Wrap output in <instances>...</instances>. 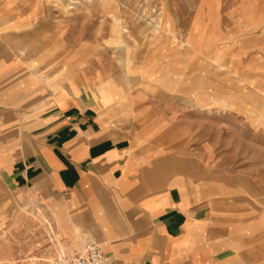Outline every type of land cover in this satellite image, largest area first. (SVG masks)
Returning a JSON list of instances; mask_svg holds the SVG:
<instances>
[{
    "label": "rangeland",
    "instance_id": "374dc122",
    "mask_svg": "<svg viewBox=\"0 0 264 264\" xmlns=\"http://www.w3.org/2000/svg\"><path fill=\"white\" fill-rule=\"evenodd\" d=\"M221 51L226 68L234 56L264 70V0H0V120L22 112L0 129L31 118L40 91L27 90L26 72L75 80L137 131L162 185L176 178L206 190L210 214L240 227L239 251L264 264V76L241 74L239 85L208 64ZM1 167L0 264H49L73 247L61 201Z\"/></svg>",
    "mask_w": 264,
    "mask_h": 264
},
{
    "label": "crops",
    "instance_id": "0c3cea01",
    "mask_svg": "<svg viewBox=\"0 0 264 264\" xmlns=\"http://www.w3.org/2000/svg\"><path fill=\"white\" fill-rule=\"evenodd\" d=\"M25 74L27 90L40 92L23 127L0 129L1 170L60 199L71 248L95 242L113 264H257L239 251L240 227L210 214L206 190L176 178L162 185L154 161L144 164L137 131L101 111L92 93L75 80ZM14 110L0 121L17 122Z\"/></svg>",
    "mask_w": 264,
    "mask_h": 264
},
{
    "label": "built area",
    "instance_id": "2783aa9c",
    "mask_svg": "<svg viewBox=\"0 0 264 264\" xmlns=\"http://www.w3.org/2000/svg\"><path fill=\"white\" fill-rule=\"evenodd\" d=\"M49 264H113L101 247L92 241H84L79 249L60 251Z\"/></svg>",
    "mask_w": 264,
    "mask_h": 264
},
{
    "label": "bare ground",
    "instance_id": "6f19581e",
    "mask_svg": "<svg viewBox=\"0 0 264 264\" xmlns=\"http://www.w3.org/2000/svg\"><path fill=\"white\" fill-rule=\"evenodd\" d=\"M15 1V0H14ZM56 1V0H55ZM92 1V0H91ZM5 2H7V1H5ZM73 2V1H72ZM78 2V1H77ZM4 3V2H3ZM19 3V2H18ZM68 4V3H67ZM72 4V3H71ZM91 4V3H90ZM18 5V4H17ZM21 6V5H20ZM35 6V5H34ZM42 6H44V5H42ZM66 6V5H65ZM89 6V5H88ZM119 6V5H118ZM22 7V6H21ZM56 7V6H55ZM69 7V6H68ZM29 8V7H28ZM27 8V9H28ZM35 8V7H34ZM121 8V7H120ZM41 9H42V7H41ZM30 10V9H29ZM31 11H32V9H31ZM42 12V11H41ZM41 14V13H40ZM61 14V13H60ZM24 17V16H23ZM103 18V17H102ZM5 19V18H4ZM141 19V18H140ZM13 20V19H12ZM117 19L115 18V21H116ZM125 21H126V19H125ZM147 21V20H146ZM157 21V20H156ZM158 22V21H157ZM157 22H154L155 24L157 23ZM160 23V22H159ZM214 23V22H213ZM128 24V23H127ZM145 24V23H144ZM152 24V23H151ZM150 23L149 24H147V25H151ZM158 25V24H157ZM114 26V25H113ZM151 27V29H153L155 32H157L158 31V29L159 28H157L156 26H154L153 24L150 26ZM163 28H165L164 26H162ZM122 29V28H121ZM114 30V29H113ZM144 30V29H143ZM150 30V29H149ZM166 30V29H165ZM169 30V29H168ZM130 32H132V31H130ZM163 32V31H162ZM164 33V32H163ZM132 34V33H131ZM123 35V34H122ZM126 35V34H125ZM164 35V34H163ZM175 35V34H174ZM173 35V36H174ZM153 35L150 33V37H152ZM170 36V35H169ZM125 37V36H124ZM118 40V39H117ZM171 41H173V40H171ZM216 41V40H215ZM208 42V41H207ZM172 43H174V42H172ZM152 44V43H151ZM197 44V43H196ZM198 44H199V42H198ZM64 45V44H63ZM62 45V46H63ZM177 45V44H176ZM121 47H122V45H120ZM120 46H118L119 48H120ZM190 46H191V48H193V49H195L196 47L194 46V43H190ZM197 46V45H196ZM207 46V45H206ZM124 47V46H123ZM121 51H123L122 49H120ZM189 50V49H188ZM124 53V52H123ZM215 54H217V55H219V57H220V59L218 60V61H216V62H212L211 60H210V58H209V60H207V62H209L208 64L210 65V66H212V67H215V69L216 70H219V71H223L224 73H227V74H229L230 73V75L232 74L233 76H235V80H237L236 82L239 84V85H241V84H245V83H248L247 81H245L244 79H242V78H240V75L242 74V75H245V74H247V75H254V76H264V70L263 69H260L259 67H256L255 66V68H251V67H254V64L251 62V61H249L248 62V65L250 66V68H246V66H242V64L239 62V61H237L236 63H234L233 62V59H234V56H233V58H232V61H231V66H229L228 68H226L225 67V65H224V63L223 62H221V59H223L222 57H224V56H227L225 53L223 54L222 53V51H221V53H219V52H216ZM239 57V56H238ZM126 58V57H125ZM205 59V58H204ZM236 60H238V59H236ZM229 65V64H228ZM263 70V71H262ZM203 73L205 74V72L203 71ZM178 78V77H177ZM245 78H247V77H245ZM178 80H180V79H178ZM181 81V80H180ZM176 82V81H175ZM183 82V81H182ZM185 82V81H184ZM254 82V81H253ZM189 84H193V83H191L190 81L188 82ZM175 84V83H174ZM185 84H187V83H185ZM253 84H255V83H253ZM183 85V84H182ZM195 85V84H194ZM199 85V84H198ZM197 85V86H198ZM202 86V85H201ZM204 86V85H203ZM202 86V87H203ZM193 88V87H192ZM197 88H199V86L197 87ZM195 89V88H194ZM191 90V89H190ZM202 90H203V88H202ZM191 93V92H190ZM193 93V92H192ZM197 94V93H196ZM195 94V95H196ZM193 95V94H192ZM208 95V94H207ZM204 96V95H203ZM229 98V97H228ZM230 99V98H229ZM233 99V98H232ZM241 99H242V97H241ZM195 102V101H194ZM234 101H229L228 103H233ZM245 104V103H244ZM241 105H243V104H241ZM262 106H263V108H264V103L262 104ZM256 123V122H255ZM37 216H39V215H37ZM40 218H42L41 216H40Z\"/></svg>",
    "mask_w": 264,
    "mask_h": 264
}]
</instances>
